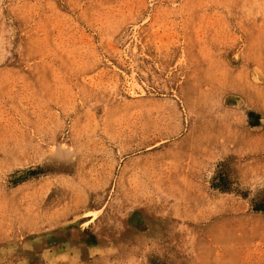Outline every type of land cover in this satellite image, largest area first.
<instances>
[{
	"label": "rangeland",
	"instance_id": "rangeland-1",
	"mask_svg": "<svg viewBox=\"0 0 264 264\" xmlns=\"http://www.w3.org/2000/svg\"><path fill=\"white\" fill-rule=\"evenodd\" d=\"M0 264H264V0H0Z\"/></svg>",
	"mask_w": 264,
	"mask_h": 264
}]
</instances>
